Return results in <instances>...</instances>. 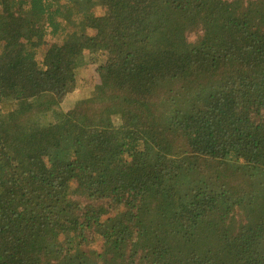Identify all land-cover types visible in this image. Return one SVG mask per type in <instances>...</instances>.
I'll return each mask as SVG.
<instances>
[{
    "label": "trees",
    "instance_id": "1",
    "mask_svg": "<svg viewBox=\"0 0 264 264\" xmlns=\"http://www.w3.org/2000/svg\"><path fill=\"white\" fill-rule=\"evenodd\" d=\"M0 264H264V0H0Z\"/></svg>",
    "mask_w": 264,
    "mask_h": 264
},
{
    "label": "rangeland",
    "instance_id": "2",
    "mask_svg": "<svg viewBox=\"0 0 264 264\" xmlns=\"http://www.w3.org/2000/svg\"><path fill=\"white\" fill-rule=\"evenodd\" d=\"M99 13L102 12L101 9H98ZM190 40H194L197 36L195 32H191L188 35ZM46 43L43 47H41V49L43 50L44 48H48L49 45H51L54 42H57L58 36H52L51 34H47L45 37ZM59 42V41H58ZM103 58V56H101V59ZM100 59V60H101ZM97 63H92L91 67H90V73L87 74L88 77V83H87V87H79L76 90L70 92L67 94V96L64 98L63 101V108L65 111L72 109L76 102L82 98H85L86 96L89 95L90 93V88L93 86L94 84V68L97 66Z\"/></svg>",
    "mask_w": 264,
    "mask_h": 264
}]
</instances>
